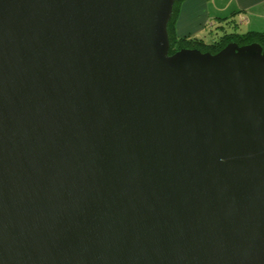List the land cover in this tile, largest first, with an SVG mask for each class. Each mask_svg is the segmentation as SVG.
I'll use <instances>...</instances> for the list:
<instances>
[{
  "label": "water",
  "instance_id": "obj_1",
  "mask_svg": "<svg viewBox=\"0 0 264 264\" xmlns=\"http://www.w3.org/2000/svg\"><path fill=\"white\" fill-rule=\"evenodd\" d=\"M174 1L0 0V264H264V49Z\"/></svg>",
  "mask_w": 264,
  "mask_h": 264
},
{
  "label": "crops",
  "instance_id": "obj_2",
  "mask_svg": "<svg viewBox=\"0 0 264 264\" xmlns=\"http://www.w3.org/2000/svg\"><path fill=\"white\" fill-rule=\"evenodd\" d=\"M232 15L237 32L264 31V0H182L177 5L173 31L177 36L210 42Z\"/></svg>",
  "mask_w": 264,
  "mask_h": 264
},
{
  "label": "trees",
  "instance_id": "obj_3",
  "mask_svg": "<svg viewBox=\"0 0 264 264\" xmlns=\"http://www.w3.org/2000/svg\"><path fill=\"white\" fill-rule=\"evenodd\" d=\"M182 0H175L172 14L167 24L169 39V53H173L181 48H196L202 52L216 53L229 42H236L238 45L251 42L259 43L264 49V31L237 32L233 28L237 23L232 19V15L226 20L224 25H220L219 33L211 37L210 42H204L197 37L177 36L173 31V23L176 16L178 3Z\"/></svg>",
  "mask_w": 264,
  "mask_h": 264
}]
</instances>
